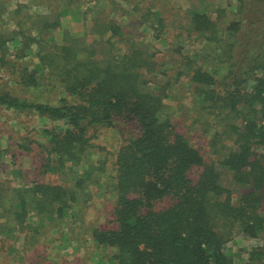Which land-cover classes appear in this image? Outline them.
Wrapping results in <instances>:
<instances>
[{
  "label": "trees",
  "instance_id": "16d2710c",
  "mask_svg": "<svg viewBox=\"0 0 264 264\" xmlns=\"http://www.w3.org/2000/svg\"><path fill=\"white\" fill-rule=\"evenodd\" d=\"M12 1L0 76L21 92L0 85V110L55 126L43 144L21 137L38 178L0 180V220L40 264L49 233L73 242L93 187L111 202L93 264H264V0H184L169 16L176 0ZM76 14L86 31L63 26ZM239 237L263 242L243 263L228 250Z\"/></svg>",
  "mask_w": 264,
  "mask_h": 264
},
{
  "label": "rangeland",
  "instance_id": "374dc122",
  "mask_svg": "<svg viewBox=\"0 0 264 264\" xmlns=\"http://www.w3.org/2000/svg\"><path fill=\"white\" fill-rule=\"evenodd\" d=\"M12 1V0H11ZM22 1L13 0L12 2ZM159 0V4L167 0ZM171 1L170 6L165 8L166 15H171L172 9L176 6L179 9L186 10V3L184 0ZM89 23L82 20L80 15H68L65 19L64 27L73 29V32H84L88 29ZM20 65H29L31 69L34 68L36 60L34 56H28L19 60ZM5 78L4 76H0ZM0 85L5 89L15 91L18 90L12 79H2ZM49 87H45L43 92V99L58 100L59 94L50 92ZM21 92V91H20ZM26 95L30 98L34 97L33 90L26 91ZM25 94V93H24ZM37 94V93H36ZM40 94V92H38ZM53 127L55 123L46 119H41L36 116H22L17 119V116L7 110H0V149L2 154V170L0 169V180L6 182V185L13 188H20L25 185H31L37 177V167L41 160L39 149L35 144L32 145L31 153H26L18 148L22 144L21 137L29 136L37 143H44L42 131L45 127ZM42 182L59 183L60 179L56 176H46L40 178ZM101 191L97 188H92L93 198L87 203L81 205L82 215L85 222H78L75 225L74 232L70 235L73 242L62 241L60 233H49L45 236L46 241L50 243L49 260L55 264L68 262V264H93L97 262L95 257L94 245L91 238L92 229L106 225V214L109 212L111 202L105 197L101 196ZM69 220V219H68ZM35 222V221H33ZM5 220H0V264H40L36 259V254L27 244V233L21 231H9L10 226L6 227ZM2 227V228H1ZM11 228H16L11 225ZM68 231V230H67ZM66 231V232H67ZM91 231V232H90ZM60 238V239H59ZM44 240V239H43ZM49 240V241H48ZM63 242V243H62ZM62 243L61 246H59ZM263 245L260 240L245 239L242 237L236 238L229 244V254L238 263H243L248 260L249 255L256 248ZM27 248V249H26ZM27 250V252H26ZM44 264V263H41Z\"/></svg>",
  "mask_w": 264,
  "mask_h": 264
}]
</instances>
